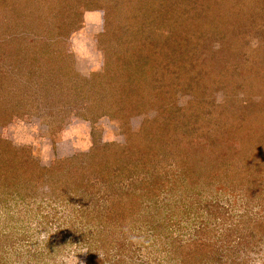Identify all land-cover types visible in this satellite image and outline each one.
Masks as SVG:
<instances>
[{
    "label": "rangeland",
    "instance_id": "obj_1",
    "mask_svg": "<svg viewBox=\"0 0 264 264\" xmlns=\"http://www.w3.org/2000/svg\"><path fill=\"white\" fill-rule=\"evenodd\" d=\"M179 1L182 7L170 0H0V143L52 167L89 159L98 148L120 149L141 134L153 144L152 125L183 113L179 122L191 136L206 141V130L222 126L218 150L237 160L245 150L255 155V141L264 144V131L249 129L264 124V0ZM200 7L208 32L192 36ZM188 33L192 42L181 47ZM52 188L0 205L2 234L26 238L22 253L9 248L2 264H88L91 253L96 264L176 263L166 257L168 235L143 228V205L125 211L130 226L112 225L107 256L95 239L89 243L92 224L78 216L75 197L59 198ZM185 219L166 220L174 224L169 236L186 237ZM247 256L246 264H264V248Z\"/></svg>",
    "mask_w": 264,
    "mask_h": 264
},
{
    "label": "trees",
    "instance_id": "obj_2",
    "mask_svg": "<svg viewBox=\"0 0 264 264\" xmlns=\"http://www.w3.org/2000/svg\"><path fill=\"white\" fill-rule=\"evenodd\" d=\"M170 2L182 7L179 0ZM199 10L202 11L196 12L190 22L192 36L208 32L204 27L208 14L203 15L206 7ZM186 20L184 14L176 18L179 25ZM21 38L23 42L30 41L27 33ZM64 38H58L59 42ZM37 40L35 36L33 41ZM183 40L181 47L192 42L191 35L188 33ZM199 113L200 118H211L210 112ZM182 114L165 115L161 122L157 120L152 125L149 135L154 138L153 133H157L153 144L152 140L143 141L141 134L120 149L98 148L89 159L84 156L65 158L52 167H41L25 148L0 143V192L3 191L0 205L5 200L24 202L31 191L43 185L53 187L55 192L59 189V198L75 197L78 216L82 215L86 223L92 224L89 243L93 244L95 239L107 256L113 241L108 238L112 225L130 226L125 221L128 216L125 211L132 210L136 214L143 205V228L168 235V261L246 264L251 251L264 248V144L256 140L255 155L245 150L241 154L237 152L241 155L238 160L230 158L227 152L217 148L222 126L206 130L203 134L208 140L203 141L200 136H191V129L179 122ZM153 127L157 132L152 131ZM194 128L200 131L201 127ZM249 129L257 135L264 131V124L259 121L255 128ZM242 130L246 131L247 127ZM213 131L214 137L211 136ZM179 154L183 157L178 158ZM224 199L229 203H223ZM176 215L186 217L183 223L189 231L185 238L181 234L169 236L170 226L174 224L166 220ZM166 227H169L167 232ZM25 239L0 231V264L8 256L6 250L11 247L17 250ZM242 250L245 253H241ZM94 258L96 260L95 254L91 253L88 264H96Z\"/></svg>",
    "mask_w": 264,
    "mask_h": 264
}]
</instances>
